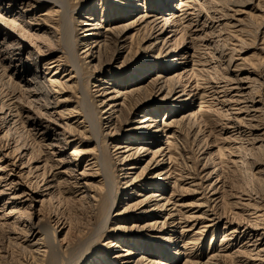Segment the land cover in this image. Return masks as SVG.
I'll return each mask as SVG.
<instances>
[{
	"label": "rangeland",
	"instance_id": "1",
	"mask_svg": "<svg viewBox=\"0 0 264 264\" xmlns=\"http://www.w3.org/2000/svg\"><path fill=\"white\" fill-rule=\"evenodd\" d=\"M184 1L0 0V264H31L39 258L38 248L25 243L43 236L34 235L36 223L43 225L40 233H47V241L57 238L60 244L62 254L54 264L141 259L143 264H264V0ZM172 13L181 22L164 26V17ZM93 24L99 27L95 34L112 31L124 39L97 47L84 63L81 29ZM62 56L71 63L60 62L59 69L45 74L58 72L54 79L64 85L78 81L77 91L59 95L67 100L61 103L64 109L76 112L65 119L53 116L54 110L39 112L41 96L26 81ZM76 70L82 74L69 84ZM104 89L128 100L126 123L116 122L115 128L103 119V97L93 98ZM113 117L120 119V113ZM146 118L151 120L140 123ZM76 120L86 133L72 134L68 126ZM157 125L162 132L154 134ZM110 129L114 138L100 136ZM49 143L59 147L48 150ZM114 147L130 149L119 157L149 150L148 157L143 154L138 169L128 171L137 161L119 166ZM153 155L161 164L149 172L146 164ZM60 158L72 163L60 164ZM98 168L99 179L88 175V186L76 184L78 175ZM100 187L108 188L102 193L106 204L115 205L106 217V210L95 209L91 219L89 206ZM152 194L157 202L170 200L167 209L155 213ZM144 199L141 211L155 209L151 219L135 216ZM130 206L134 212L118 215ZM104 217L110 219L99 227ZM210 219L215 221L207 228ZM150 221L159 223L157 230H143ZM71 225L76 241L67 250L63 243ZM121 226L126 229L111 231ZM123 232L133 235L125 238ZM120 236L130 245L119 242L122 249L111 254L117 248L110 245ZM129 252L128 260L116 258Z\"/></svg>",
	"mask_w": 264,
	"mask_h": 264
},
{
	"label": "bare ground",
	"instance_id": "2",
	"mask_svg": "<svg viewBox=\"0 0 264 264\" xmlns=\"http://www.w3.org/2000/svg\"><path fill=\"white\" fill-rule=\"evenodd\" d=\"M64 1H66V0H64ZM69 1H71V0H69ZM131 1H133V0H131ZM184 1V0H183ZM181 2V1H180ZM185 2V1H184ZM182 3L181 4V9L185 6V5H183V4H185V3ZM58 3V2H57ZM161 4V3H160ZM54 5V7H56L57 6V4L56 3H54L53 4ZM56 5V6H55ZM125 5H127V3L125 4ZM128 6V5H127ZM180 6V5H179ZM60 8H64L63 6H61ZM177 9V8H176ZM179 10V9H178ZM60 15V12L58 13V15L57 16H59ZM147 19V17H142L141 18V20L143 21H145ZM172 20H174V21H172ZM181 18H180V16H177V13H172V14H169V15H166L165 17H164V22H165V24H164V26H167L171 21H172V23H174L175 25H177V23H179V22H181ZM143 21V22H144ZM147 21V20H146ZM85 23L84 22H80L79 23V25L81 26V25H84ZM171 27V26H170ZM99 29V27H98V24H93V27H90V28H82L81 30H83V32L82 33H84V36H83V39H81V44L80 45H85V51L83 52V54L85 55V60H84V63H86V61L87 60H89V59H92L93 58V56H94V49H96L97 47H98V49L99 48H101L106 42H110V43H114V44H119L120 45V43H122V40L124 39V35L123 34H119V33H114V32H112V31H109V30H107V31H109V32H107L108 33V35L107 36H101V34H95L94 33V31H96V30H98ZM187 31V30H186ZM80 33H81V31H80ZM55 36V35H54ZM9 37V34H6L5 35V38H8ZM84 40V41H83ZM176 42V41H175ZM60 43V42H59ZM61 44V43H60ZM59 44V45H60ZM67 44V43H66ZM65 44V45H66ZM62 45V44H61ZM60 45V46H61ZM177 45V44H176ZM10 47V46H9ZM61 48V47H60ZM62 49V48H61ZM122 49H123V47H122ZM162 50V49H161ZM160 50V51H161ZM65 54V53H64ZM66 56V55H65ZM63 61H65V64L64 65H68V64H70L71 62L68 60H65L64 59V56H62V57H59V58H53V59H51L48 63H47V65L48 66H46L45 68H44V70H45V72L44 73H40L39 75H37L35 78H33V80H26V81H28V82H30V83H34L35 84V86H34V88H36V89H32V90H35V92H36V90L38 91V94H39V96H41V101H42V103H40V105L38 104V110H39V112H44V111H47L48 112V110H54V113L55 114H53V116L54 115H56V116H58V117H60L61 119H65V117H67V116H69V117H71L72 115H74V113H76V112H73V111H69V112H67L68 110H67V108L66 109H64V105H62L61 103H66V101L67 100H64L63 102L62 101H60V98H61V96H59V95H62V94H65V93H67V90H70V89H72V90H78V85H77V83H78V81H74L71 85H64L63 83H61V82H59V81H57L56 79H54V77H56L55 75H57V73L58 72H55V74H54V76H52V77H50V76H48L47 74H45L46 72H49L50 70H52V69H55V68H60V66H61V64H60V62H63ZM73 63V62H72ZM74 64V63H73ZM88 64V63H87ZM77 65V64H76ZM75 64H74V66H76ZM59 66V67H58ZM73 66V67H74ZM79 68V67H78ZM81 72V71H80ZM80 72L78 73V70H76L75 71V73L73 72L72 74H71V78H70V80H68V83H69V81H72V79L74 78V79H78L79 77H80V75L82 74H80ZM149 72V71H148ZM6 73V72H5ZM191 73H193V76H196V74L194 73V71H193V69L191 70ZM74 74H77V76H75ZM49 75H50V73H49ZM65 75H67V74H65ZM9 77V76H8ZM136 77H138V76H136ZM196 77H198V76H196ZM196 77H195V79H196ZM140 78V77H139ZM10 79H11V77H10ZM41 81H44L43 82V84L45 85V87H43V86H40V84H42L41 83ZM196 82L197 81H199V79L197 78L196 80H195ZM101 82V86H103L104 84H107V82L106 81H100ZM38 83H39V88H38ZM76 83V84H75ZM70 84V83H69ZM232 84H234V83H232ZM32 85V84H31ZM26 86H28V84L26 85ZM101 86H99V87H101ZM30 87V86H29ZM96 87V86H95ZM31 88V87H30ZM27 89V88H26ZM47 89H49V90H47ZM22 90V89H21ZM32 90H30V89H27V90H25L26 91V93L28 94V97H30V96H32L31 95V93H32ZM50 91V93L51 94H49L48 92ZM186 91V88H184V92ZM233 91H235V92H239L240 94H242V95H244V90H242L241 88H239V87H234V89H233ZM173 92H175V89L174 90H172V91H170L169 92V94H171V93H173ZM37 94V95H38ZM96 94H98V96H94L93 98H97V97H103L102 99H100V102H101V105H104L105 104V106L107 107V108H105V110L102 112L104 115H106L103 119H105V121L107 122V126H108V124L109 125H111V127H113L114 126V128H115V125H116V122H120V124H124V123H126V122H123L122 120H123V118H124V115L125 114H127V108H128V106L126 105V101H128V100H126V98H124V94L123 93H121V92H119V91H114V92H108V90L107 89H104L103 91H101V90H97V92H96ZM51 95H56V97H57V99H54L53 97H51ZM118 99H121V103H115V102H117V101H119ZM244 99V98H243ZM246 100V99H245ZM248 100V99H247ZM96 105V104H95ZM9 106V105H8ZM20 106V105H19ZM4 107H6V106H4ZM5 109V108H4ZM200 109H202V105H200ZM15 110V109H14ZM16 110H20V108L19 109H16ZM247 110V109H246ZM129 111V110H128ZM20 112V111H19ZM50 112V111H49ZM53 112V111H52ZM51 112V113H52ZM79 112V111H78ZM77 112V113H78ZM44 113H46V112H44ZM50 113V114H51ZM80 113H82L81 111H80ZM116 113H120V119L118 118L117 120H116V118H114L113 117V115L114 114H116ZM41 114V113H40ZM48 114V113H47ZM49 114V115H50ZM13 115V114H12ZM78 115V114H77ZM80 116H81V114H79ZM47 117V116H46ZM49 117H52V115H50ZM48 117V118H49ZM57 117V118H58ZM81 117H83V116H81ZM55 118V117H54ZM56 119V118H55ZM76 119V118H75ZM80 120V119H79ZM79 120L76 122V124H74V125H76V126H74V125H70V126H68L69 127V129H70V131L72 132V134L73 133H75V135H82V134H84V132L86 133V128L87 127H83L82 126V121L79 123ZM119 120H121V121H119ZM151 119L150 118H146L143 122H140V123H145V122H148V121H150ZM13 121V124H14V130L16 131V133L18 132V131H20V128L17 126L18 124H17V121H15V119H13L12 120ZM84 121V120H83ZM85 121H87V120H85ZM118 124V123H117ZM83 125H85V124H83ZM144 126H146V125H144ZM151 127H154V126H152V125H150V126H146V128H151ZM82 128H84V131H81V129ZM159 129H160V126L159 125H157L156 126V128L154 129V134H156V133H160V132H162V130L161 131H159ZM67 131H69L68 129H67ZM10 132V131H9ZM164 132V131H163ZM100 133V136H101V134H102V136L104 137V136H106V137H110V138H114V135H115V133H116V131H113V129H110L109 130V132L108 133H104V132H99ZM71 134V133H70ZM97 135V134H96ZM97 137V136H96ZM102 137V138H103ZM46 138V137H45ZM99 138H97V140H98ZM129 139H131V138H129ZM142 139V138H141ZM102 140V139H101ZM117 140V139H116ZM45 141V140H44ZM125 141H128L127 139L125 140ZM130 142H132V140H129ZM102 142V141H101ZM50 143H52V142H50ZM47 144V147L44 145L43 147L45 148H48V150H51V151H54L57 147H59V146H57V144L56 145H54V144ZM66 143V142H65ZM40 147V149L42 148V146L41 145H39ZM114 149L115 150H113V158L115 157L116 158V160H117V162H118V165L120 166V165H122V166H126V163H128V161H130L131 159H135L137 162H135V163H133V164H131L129 167H128V171L130 170V171H134V170H136V169H138V165L140 164V161L143 159V154H145L146 152H148L149 150H143V151H139V150H137V151H135V153L134 154H129V155H127V156H124V155H121V157H119L120 155L119 154H124V153H126V152H128V151H130V149H127V147H114ZM122 149H125V151L124 152H119V151H121ZM132 150V149H131ZM53 153V152H52ZM111 154V153H110ZM53 155H54V153H53ZM73 156H79L78 155V152H74L73 154H72ZM112 155V154H111ZM124 156V157H123ZM145 157H148V154H145ZM153 157H154V160H153V158H152V162H148L147 164H146V169L147 170H149V172L151 171V170H156L158 167H159V165L161 164V162H156V160H155V155H153ZM163 157H167V155H163ZM71 158V157H70ZM112 159V158H111ZM164 159H162V160H160V161H163ZM58 163H60V164H70V163H72V161L71 160H69V162H67L66 163V160L64 161L63 160V158H60V159H57L56 160ZM64 161V162H63ZM76 161H78V160H76ZM168 161L170 162L171 161V158L170 157H168ZM98 162H99V158L98 157H96V160H94V162H92V164H94L96 167H97V164H98ZM88 165H91V164H88ZM87 165V166H88ZM100 167V166H99ZM145 169V168H144ZM143 169V170H144ZM0 171H3L1 168H0ZM97 172H94L93 174H81V176L79 177V175H78V177H76V178H79L78 180H77V182H76V184H81V185H85V187L86 186H88V175L90 176V177H92V178H94V179H99L101 176H102V170H100V168H98L97 170H96ZM100 171H101V173H100ZM170 175V174H169ZM124 179H127V176H125V178ZM136 179V177L135 178H133L132 180H131V183L130 182H125L126 183V188L125 189H127L128 187H130V186H132V185H134L133 184V182L132 181H134ZM167 179L168 178H166L165 179V181H164V183H166L167 182ZM99 181V180H98ZM106 186V185H105ZM104 186V187H105ZM108 189V188H107ZM106 188H99V191L98 192H94V195H93V197H92V201H91V205L89 206L90 207V209H91V211L89 212V214H91L90 215V217L89 218H91V219H93V217L95 216V209L96 210H98V211H100V212H104L105 210H106V214H105V217L108 215V212L110 211V210H112L113 208H114V205L115 204H110L109 202V204L107 203L106 204V202H105V197H103L102 196V193H103V190L104 191H106L107 193H109V191L107 190ZM111 189V188H110ZM109 189V190H110ZM161 189H165L163 186L161 187ZM144 191H147L146 189L144 190ZM110 193H111V191H110ZM158 195H154V194H152L151 195V197H150V202H156V205H154L155 207V209H157L156 210V212L155 213H157V211H160V209L163 211V209L165 210V209H167L166 208V206L167 205H169V203H170V200H168V199H166V200H164V199H159L158 200V202H157V199L158 198H156L155 199V197H157ZM82 199H85V196H83L82 197ZM147 199V198H146ZM107 200V199H106ZM145 199H144V201H142L141 203H138L137 205H136V207H139V208H137L135 211L137 212V214L135 215V216H138L139 218H142V219H151L152 218V216L154 215H156L155 213H153V211L155 210H153V211H141L142 209H143V203H145ZM162 201H166L164 204H162V205H159V203L160 202H162ZM158 206V207H157ZM82 209H83V211H86V208H85V205H82ZM160 207V208H159ZM131 209H132V206H130V207H127L123 212H119L118 213V215H122V214H124V213H129V212H131ZM134 209L135 208H133L132 209V212H134ZM138 210V211H137ZM162 211L161 212H159L160 214H162ZM92 212H94L93 214H92ZM14 213H16L15 211H12V213L11 214H14ZM104 215V214H103ZM169 216H170V219H173L172 218V215H171V213H169ZM104 217V218H105ZM106 219V218H105ZM110 218H107L106 220H103V223L102 222H100L98 225H99V227H102V226H106L105 224H107L108 222V220H109ZM91 221V220H90ZM210 221V225H208L207 226V228H211L212 227V223H214V219H210L209 220ZM107 222V223H106ZM174 222V221H173ZM34 224V223H33ZM157 224H159V223H157V222H153V221H150L148 224H146L145 225V227L143 228V230H145V231H151V230H157L158 229V227H157ZM97 225V226H98ZM162 225V224H161ZM168 225V224H167ZM214 225V224H213ZM216 225V224H215ZM165 226V225H164ZM42 227H43V225H41V224H34V227H32V229L34 230V235L35 234H37V236H42L41 238H39L35 243H33V242H31V241H28V240H25V243L30 247V248H33V247H36V248H38V249H36V251L34 252L36 255H39L38 257V259L36 260V261H34V263H32L31 262V264H52L53 263V260H54V258L58 255V254H62V249H60V244H58L59 242H57L58 240H57V238L55 239V243L52 241V242H50L49 240V242L46 240V236H47V233H40V231H43L42 230ZM51 228V227H50ZM14 229V228H13ZM98 229V228H97ZM100 229H102V228H100ZM100 229H98L97 231H100ZM126 229V227H123V226H121V227H117L116 229H114V230H111V231H124ZM75 230V226H73V225H71L70 226V228H69V231H68V233H67V235H66V237H65V239H64V245L66 246V249L68 250L69 248H70V246L72 245L71 243H73V242H75L76 240L72 237V233H73V231ZM43 232H45V231H43ZM100 233V232H99ZM123 234H125L126 236H125V238L126 237H130L131 235H133V233L131 234V233H124L123 232ZM51 235V234H50ZM49 235V236H50ZM54 235H55V233H54ZM99 235V234H98ZM102 236V235H101ZM150 236V235H149ZM55 237H57V236H55ZM19 238V237H18ZM27 238H33V236H29L28 235V237ZM26 238V239H27ZM151 238V237H150ZM35 240H36V238H35ZM260 240V239H259ZM47 241V242H46ZM114 241H117V243H114V242H112V241H109L107 244H110L111 242V247L110 248H117V249H110L109 251H111V254H115L116 252L115 251H118L119 249L121 250L122 249V247L119 245V242H121V243H123V244H125V245H130V240H128V239H123L121 236L120 237H116V238H114ZM120 243V244H121ZM15 244V243H14ZM132 246H137V243L136 244H133L132 243ZM42 248L44 249V248H47L48 250H43L42 251ZM73 248V247H72ZM86 249V248H85ZM135 249V248H134ZM28 250V249H27ZM30 250V249H29ZM28 250V251H29ZM133 252H129V253H127L125 256H123V255H118V256H116V258H120L121 260H125L126 259V257H128L129 255H131ZM102 256H100L99 257V259L101 258ZM56 259H58V258H56ZM108 260H110V258L108 259ZM126 260H128V259H126ZM55 261V260H54ZM100 261V263L99 264H101V262H102V264H104L105 263V261L103 262V260H98V262ZM116 264H117V261H115V260H113ZM113 261H111L109 264H114L113 263ZM147 261V260H146ZM57 262V261H56ZM79 263V262H78ZM145 263V262H144ZM54 264V263H53ZM57 264V263H56ZM131 264H143L142 263V259L141 260H138L137 262H134L133 260L131 261ZM148 264H153L152 262H148Z\"/></svg>",
	"mask_w": 264,
	"mask_h": 264
}]
</instances>
